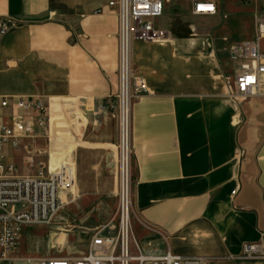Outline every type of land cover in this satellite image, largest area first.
I'll return each mask as SVG.
<instances>
[{"label":"crops","instance_id":"crops-1","mask_svg":"<svg viewBox=\"0 0 264 264\" xmlns=\"http://www.w3.org/2000/svg\"><path fill=\"white\" fill-rule=\"evenodd\" d=\"M109 1L0 0V17L20 21L0 47V96L45 99L51 133L60 146L71 144L73 161L63 152L56 163L74 191V160L84 149H117L119 19ZM214 1L218 12L205 16V27L177 26L176 8L166 5L163 15L177 30L156 25L171 41H132L133 75L148 88L131 108L132 229L145 255L264 264L242 256L246 243L264 247V82L241 102L227 94L240 70L230 47L255 38L264 0ZM46 142L37 126L3 155L12 158L13 148L26 158L25 148Z\"/></svg>","mask_w":264,"mask_h":264},{"label":"built area","instance_id":"built-area-1","mask_svg":"<svg viewBox=\"0 0 264 264\" xmlns=\"http://www.w3.org/2000/svg\"><path fill=\"white\" fill-rule=\"evenodd\" d=\"M170 0H111L109 6L117 10L119 19V90L112 110L118 122V149L122 165V196L117 224L99 228L91 238L87 251L68 253L60 257L17 258V249L25 227L49 224L62 206L61 192L67 189L66 167L51 171L48 165L39 175H18L14 162H3V149L10 144L14 148L22 140L32 137L36 127L50 135L48 105L40 96H0V262L24 260L25 264H205L202 256H182L167 252L159 256L145 255L135 240L129 190L124 192V177L130 186L131 108L133 101L148 92L145 80L134 76L132 70V41L167 43L170 32L156 25V18L163 15ZM195 16H211L218 12L214 0H191ZM20 21L12 17H0V47L4 37ZM256 34L253 40L234 43L230 57L240 65L239 72L227 81V94L236 101H244L258 95L264 78V53L260 44L264 39V15L255 18ZM9 111V112H8ZM9 113V114H8ZM45 151L33 150L26 157L32 166ZM43 168V161H39ZM128 185V184H127ZM132 245L137 252L132 251ZM242 256L263 259L264 247L260 243H246Z\"/></svg>","mask_w":264,"mask_h":264},{"label":"rangeland","instance_id":"rangeland-1","mask_svg":"<svg viewBox=\"0 0 264 264\" xmlns=\"http://www.w3.org/2000/svg\"><path fill=\"white\" fill-rule=\"evenodd\" d=\"M164 4L165 6H171L173 9L176 8L174 23H177L179 27L190 24L196 26L202 24L204 27L207 25L204 21L205 16L199 17L189 14L187 7L190 4L189 0H170L165 1ZM167 18L164 14L157 17L156 21L161 26L171 27L176 31L175 27L169 26ZM64 118L72 122L69 116L59 117V119ZM62 124L65 125L63 122ZM49 134L45 135L48 143H45L44 148L37 146V148L45 151L44 156H39L32 166H28L26 158L19 156L18 151L13 148L11 150L12 158L4 156L3 162H14L18 174L39 175L40 171H45L48 165L51 171L57 168L58 164L56 162L59 153L69 152V160L73 161L71 144L60 146L58 137L53 136V133H51V123ZM118 142L119 137L117 135L115 143L117 149L114 150V154L89 149H84L79 154L78 160H74L76 191L73 189L72 181L67 180V189L61 192L63 204L52 221L49 224L33 225L22 230L20 243L14 252L17 258L60 257L68 253L86 252L91 238L99 228L108 224H117L122 196V165ZM33 149H36V147L25 148L26 155L32 152ZM41 159L44 165L43 168L39 164ZM133 185V161L131 157L129 196L132 220ZM63 196L66 199H63ZM0 264H25V262L24 260H17L15 262H0Z\"/></svg>","mask_w":264,"mask_h":264},{"label":"bare ground","instance_id":"bare-ground-1","mask_svg":"<svg viewBox=\"0 0 264 264\" xmlns=\"http://www.w3.org/2000/svg\"><path fill=\"white\" fill-rule=\"evenodd\" d=\"M65 186H67V185H65ZM69 188H71V187H69ZM126 190H129V183H128V178L124 177V192H126ZM63 199H66V197L63 196Z\"/></svg>","mask_w":264,"mask_h":264}]
</instances>
